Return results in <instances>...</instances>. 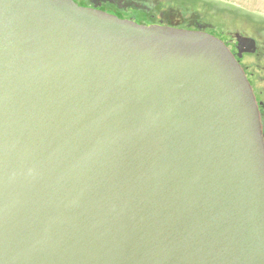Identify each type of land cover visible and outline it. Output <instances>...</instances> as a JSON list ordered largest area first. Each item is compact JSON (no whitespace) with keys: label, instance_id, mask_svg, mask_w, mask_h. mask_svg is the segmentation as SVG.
I'll return each mask as SVG.
<instances>
[{"label":"water","instance_id":"1","mask_svg":"<svg viewBox=\"0 0 264 264\" xmlns=\"http://www.w3.org/2000/svg\"><path fill=\"white\" fill-rule=\"evenodd\" d=\"M240 55L74 0H0V264H264Z\"/></svg>","mask_w":264,"mask_h":264},{"label":"rangeland","instance_id":"2","mask_svg":"<svg viewBox=\"0 0 264 264\" xmlns=\"http://www.w3.org/2000/svg\"><path fill=\"white\" fill-rule=\"evenodd\" d=\"M74 1L79 5L90 2ZM145 2L148 3L147 0ZM150 3L156 4V7L163 3L168 4L174 16L185 18V24L193 25V28L189 29L204 30L220 39H225L226 35L223 33L230 32L236 41H239V38L253 40V51L249 50L248 56L242 58L240 63L248 80L256 88L258 98L264 100V0H151ZM127 14L132 15L137 21L146 20L141 8H130ZM234 34L240 37L237 38ZM259 40L262 43L261 55H251L255 52L256 41Z\"/></svg>","mask_w":264,"mask_h":264},{"label":"flooded vegetation","instance_id":"3","mask_svg":"<svg viewBox=\"0 0 264 264\" xmlns=\"http://www.w3.org/2000/svg\"><path fill=\"white\" fill-rule=\"evenodd\" d=\"M147 1L148 3L146 4L145 0H90V2L84 3L83 6L97 8L107 13L114 14L119 18L131 19L140 24H153L154 23V24H161V25H166V26H173L177 28H186V29L193 28L192 24H185V18L183 19V18H180V16H176V15L174 16V12L171 10V8L168 7V4L163 3L162 5H158V7H156V4L150 3L151 0H147ZM107 3L109 4L107 5ZM134 7L142 9L144 15L146 16V20L137 21L132 15L127 14L130 8H134ZM198 27L201 28L200 26ZM232 34L233 33H230V32H225V34L223 33V35H226V36H225V39H221V40L228 46V48L232 52H236L237 54V50L240 51L241 55L237 57L240 63L242 58H244L245 56H248L247 52H249V50L253 47H251L247 43V40L236 41V38H234ZM261 45L262 43L260 40L256 41L255 49H254L255 52L251 55L260 56L262 53ZM252 90L255 95L256 101L261 108L260 116L262 120L263 138H264V125H263L264 100L258 98V93L256 92L255 87L252 86Z\"/></svg>","mask_w":264,"mask_h":264}]
</instances>
